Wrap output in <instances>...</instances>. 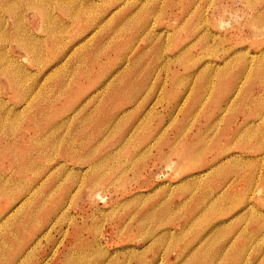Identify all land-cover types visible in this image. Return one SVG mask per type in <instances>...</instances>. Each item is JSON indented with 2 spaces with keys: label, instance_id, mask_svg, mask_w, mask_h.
I'll list each match as a JSON object with an SVG mask.
<instances>
[{
  "label": "rangeland",
  "instance_id": "1",
  "mask_svg": "<svg viewBox=\"0 0 264 264\" xmlns=\"http://www.w3.org/2000/svg\"><path fill=\"white\" fill-rule=\"evenodd\" d=\"M0 264H264V0H0Z\"/></svg>",
  "mask_w": 264,
  "mask_h": 264
}]
</instances>
